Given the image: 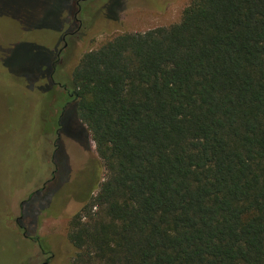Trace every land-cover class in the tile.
Returning a JSON list of instances; mask_svg holds the SVG:
<instances>
[{"label": "trees", "instance_id": "obj_1", "mask_svg": "<svg viewBox=\"0 0 264 264\" xmlns=\"http://www.w3.org/2000/svg\"><path fill=\"white\" fill-rule=\"evenodd\" d=\"M64 86L105 169L69 219V264H264V0H190L84 53Z\"/></svg>", "mask_w": 264, "mask_h": 264}, {"label": "rangeland", "instance_id": "obj_2", "mask_svg": "<svg viewBox=\"0 0 264 264\" xmlns=\"http://www.w3.org/2000/svg\"><path fill=\"white\" fill-rule=\"evenodd\" d=\"M189 2L0 0V264H69V219L105 178L88 136L80 145L59 131L56 161L52 133L72 98L68 86L39 90L49 84L41 61L53 57L64 86L84 53L120 33L176 24Z\"/></svg>", "mask_w": 264, "mask_h": 264}, {"label": "flooded vegetation", "instance_id": "obj_3", "mask_svg": "<svg viewBox=\"0 0 264 264\" xmlns=\"http://www.w3.org/2000/svg\"><path fill=\"white\" fill-rule=\"evenodd\" d=\"M76 5H78L76 3ZM54 66L55 63L51 64V69L52 71L50 72V74L47 77V81L49 84H47V86H42L45 87L47 89V93H51V90L53 88V86L57 85L58 87H60L64 92L66 91V87L62 86L58 83H55L53 80V71H54ZM67 95L69 98H72V95L70 92H67ZM73 99L70 102H66L65 105L61 108L58 119L56 120V129L54 130V134L56 136L54 143L52 141V144L55 147L54 153L53 155H56V152L58 150L57 147V142L59 139V131L63 132L64 134H67L71 137H73L75 139V141L77 143H79L80 145H84L87 143L88 141V137L85 135L83 129H81V127L79 126L76 117H75V112H74V108H73ZM42 254H45L43 251H41ZM46 264V263H44Z\"/></svg>", "mask_w": 264, "mask_h": 264}]
</instances>
